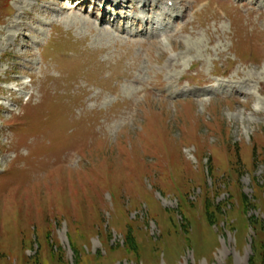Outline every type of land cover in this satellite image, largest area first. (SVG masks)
Masks as SVG:
<instances>
[{
    "label": "rangeland",
    "instance_id": "374dc122",
    "mask_svg": "<svg viewBox=\"0 0 264 264\" xmlns=\"http://www.w3.org/2000/svg\"><path fill=\"white\" fill-rule=\"evenodd\" d=\"M91 1L0 0V264H262L264 0Z\"/></svg>",
    "mask_w": 264,
    "mask_h": 264
},
{
    "label": "bare ground",
    "instance_id": "6f19581e",
    "mask_svg": "<svg viewBox=\"0 0 264 264\" xmlns=\"http://www.w3.org/2000/svg\"><path fill=\"white\" fill-rule=\"evenodd\" d=\"M60 1H62V0H60ZM73 1H75V0H72V2ZM104 2H108V3H111L112 2V0H103ZM149 1V0H148ZM170 1V0H169ZM145 2H146V4H147V0H145ZM76 3H77V6H79V7H82V6H84V5H86V4H88V0H76ZM114 5L115 6H123V7H125V6H127L126 5V2H116V3H114ZM71 9H73V10H77V8L76 9H74L73 7L71 8ZM157 9H158V7H157ZM104 16H106V12L104 11ZM105 18H102V21L104 20Z\"/></svg>",
    "mask_w": 264,
    "mask_h": 264
},
{
    "label": "trees",
    "instance_id": "16d2710c",
    "mask_svg": "<svg viewBox=\"0 0 264 264\" xmlns=\"http://www.w3.org/2000/svg\"><path fill=\"white\" fill-rule=\"evenodd\" d=\"M262 264H264V253H263V259H262Z\"/></svg>",
    "mask_w": 264,
    "mask_h": 264
}]
</instances>
